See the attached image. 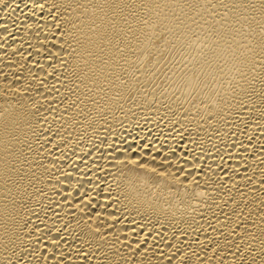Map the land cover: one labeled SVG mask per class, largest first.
I'll return each instance as SVG.
<instances>
[{"label":"bare ground","instance_id":"bare-ground-1","mask_svg":"<svg viewBox=\"0 0 264 264\" xmlns=\"http://www.w3.org/2000/svg\"><path fill=\"white\" fill-rule=\"evenodd\" d=\"M169 3L0 0V264H264V12Z\"/></svg>","mask_w":264,"mask_h":264},{"label":"clouds","instance_id":"clouds-1","mask_svg":"<svg viewBox=\"0 0 264 264\" xmlns=\"http://www.w3.org/2000/svg\"><path fill=\"white\" fill-rule=\"evenodd\" d=\"M98 2L101 4H110L111 0H98ZM210 2H211V0H201L202 4L203 3H210ZM260 3H261V0H250V4L254 5L256 8L257 14L261 13V9L259 6ZM236 6H237V8H240V9L245 8V5L242 3H237ZM168 7H175L176 9L185 8L183 6V4H181L180 7H177L174 0H170V3L166 6V8H168ZM213 7H216V5H213ZM93 11L95 14L97 10H93ZM242 19L247 20L248 17H242ZM262 19H264V16H262ZM221 27H223V26L221 25ZM197 31H199V29H197ZM205 31H207V30H205ZM245 31H248L247 26L245 27ZM259 35L264 36V26H262L260 28ZM228 39H229V37L225 34L223 35V38H221L220 36H216L215 38H213L211 32H208L207 35H204L203 33L198 35L197 36L198 42L196 43V48L200 54V59H204V54L207 53L209 51V49H212L213 53H215L217 48H221L222 46H226V47H223L224 59L221 60L220 64L224 65V63L230 59L238 60L240 56H246L248 58L246 61V67L245 68H248L255 63L256 49L259 47V45H257L252 39H248L247 44L241 45L240 48H236V47H233L232 45L227 43ZM205 41H208V43H205ZM214 45H215V47H214ZM248 45H251V47H248ZM73 51H75L74 48H73ZM262 56H264V54H262ZM193 59H195V57H193ZM85 63H86V61H85ZM189 63H191V61H189ZM205 63L208 65L209 70H211L212 56H209L208 60L205 61ZM185 67H187V65H185ZM236 74H239L238 71ZM253 74H256V69H253ZM238 91H239V89H238ZM244 103H247V101H245ZM241 106H243V105L241 104ZM141 167H145V165H141ZM81 211H83V209H81ZM89 219H93V218L92 217H86L84 219V223L87 224L88 228H90L96 232L100 231V228H94L93 227V225L96 224V220L93 219V223L88 224ZM100 223L102 224L103 221H100ZM128 259L131 260L132 257H129Z\"/></svg>","mask_w":264,"mask_h":264},{"label":"snow or ice","instance_id":"snow-or-ice-1","mask_svg":"<svg viewBox=\"0 0 264 264\" xmlns=\"http://www.w3.org/2000/svg\"><path fill=\"white\" fill-rule=\"evenodd\" d=\"M121 3H123V0H120ZM175 4L177 7H180L181 4H183L184 7H193L195 6V0H184V2L182 3L181 0H174ZM119 5V4H118ZM227 7V5H225ZM254 6V5H253ZM260 9L262 10V12H264V0H261V3H260ZM223 35L224 34H217V36H220L221 38H223ZM264 47V46H262Z\"/></svg>","mask_w":264,"mask_h":264}]
</instances>
